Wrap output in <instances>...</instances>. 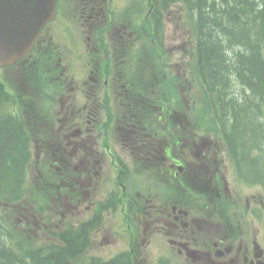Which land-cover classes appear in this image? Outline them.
I'll return each mask as SVG.
<instances>
[{
	"label": "flooded vegetation",
	"instance_id": "obj_1",
	"mask_svg": "<svg viewBox=\"0 0 264 264\" xmlns=\"http://www.w3.org/2000/svg\"><path fill=\"white\" fill-rule=\"evenodd\" d=\"M58 7L60 39L67 46H85L80 61L95 65L90 83L84 82L89 84L85 101H80L82 90L74 77L64 83L56 113L62 133L46 143L64 166L80 173L103 171L109 154L118 179L152 176L151 212L131 217L130 251L142 255L138 240L150 243L155 236L159 264L163 259L264 264V198L225 196L222 186L227 187L218 183L214 167L219 160L209 161L208 151H192L190 114L175 113L179 102L170 99L166 86L169 76H177L179 98L186 101L190 81L185 72L155 69L160 38L156 28L150 32L140 22L143 0H58ZM55 31L42 32L37 51H49ZM99 62L113 63L106 72ZM115 94L123 95L120 104L112 103ZM177 179L183 183L176 184Z\"/></svg>",
	"mask_w": 264,
	"mask_h": 264
},
{
	"label": "trees",
	"instance_id": "obj_2",
	"mask_svg": "<svg viewBox=\"0 0 264 264\" xmlns=\"http://www.w3.org/2000/svg\"><path fill=\"white\" fill-rule=\"evenodd\" d=\"M189 3L196 15V65L214 118L232 148L234 141L246 150L264 144V127L256 122V112H262L264 103V0ZM14 122V117L4 116L0 123V195L7 203L33 201L26 194L29 190L49 196L50 189L43 186L41 190L40 185L27 182L28 141ZM23 228L24 224L8 212L0 215V264H74L88 247L84 229L49 230L52 240L34 247L28 244L31 236L26 241L21 238ZM124 262L127 264L128 259L123 257L116 264ZM90 264H99V260Z\"/></svg>",
	"mask_w": 264,
	"mask_h": 264
},
{
	"label": "rangeland",
	"instance_id": "obj_3",
	"mask_svg": "<svg viewBox=\"0 0 264 264\" xmlns=\"http://www.w3.org/2000/svg\"><path fill=\"white\" fill-rule=\"evenodd\" d=\"M171 17L174 18V15L171 14ZM178 17V13L177 16ZM193 18L191 17V19L187 16V13L184 12L182 13V18L179 19V21L182 23V27L183 29L186 31V35L189 33V30H192L193 36L191 38V43L187 46V51H186V56L185 59L187 61V63H192L194 64V57H195V44H196V36H195V32H194V26H193V22H192ZM168 34V32H167ZM180 35V33H179ZM172 36H174V38H178V31L176 34H173L172 31H170V37L172 38ZM188 38V37H187ZM171 41H169L170 43ZM174 43H177V41H175ZM184 54L183 50L181 52H177L174 56V61L176 60V58H178L179 54ZM82 66V65H81ZM187 66L189 67V69H187V74L190 78H192V80L195 77L196 72H194L195 70L191 69L190 64H187ZM85 69V67H82L79 72H78V76H80V73ZM89 73H85V76H87ZM76 76V74H74ZM197 75V74H196ZM76 78H78L76 76ZM81 81V80H80ZM77 81V82H80ZM202 86L201 83L197 80V78H195L194 80V85H191V93H192V97L198 99L197 102L201 103V99H203V91H202ZM238 90H241V88L238 86ZM198 92V93H197ZM199 135H203L202 132H198ZM213 133L210 134H206L205 135V139H209L213 136ZM264 149V147H263ZM107 161V158H106ZM104 162V160H103ZM215 162V161H214ZM243 163V168H245L246 171H251L252 172H258L259 170H262L264 173V155L253 161V163H251L250 161H242ZM105 167L108 168V165H106L105 163ZM214 167L218 168L217 163L214 165ZM249 173V172H248ZM31 176L30 174H27V182L30 180ZM226 178L228 180V184L229 187L232 188L233 191L241 189V192H244L245 194H249V197H251L252 195H258L259 190L257 187H254V185H250L251 182L249 181V184H246L244 187L240 186V183L238 182V180L234 179V177L231 174H227ZM122 222V219L119 217V221L115 224H111L108 222V218H106L102 228L96 233V236L98 239H96L95 236V232L96 230L93 231V239L97 240L98 244L93 250L90 251L89 255H97V256H102L104 258H111L112 256H114L117 252L121 251L124 247L127 246V242L126 239L122 240L120 236H118L117 234H119L120 232H123L122 228L120 227V224ZM47 230V229H46ZM43 231V228H38V224H35L33 221H31V226H30V231H25L23 234H21V238L23 239V241H26L27 237L31 236V239L29 241V245L30 246H34V247H38L41 245H46L47 242L49 241V236L50 234L48 233V237L45 235V231ZM111 231V233H110ZM95 244V245H96ZM94 245V246H95ZM149 260L151 261V259H153L154 262V255H149ZM78 264H85V261H81Z\"/></svg>",
	"mask_w": 264,
	"mask_h": 264
},
{
	"label": "water",
	"instance_id": "obj_4",
	"mask_svg": "<svg viewBox=\"0 0 264 264\" xmlns=\"http://www.w3.org/2000/svg\"><path fill=\"white\" fill-rule=\"evenodd\" d=\"M55 0H0V62L22 51L25 35L48 18ZM8 53V54H7Z\"/></svg>",
	"mask_w": 264,
	"mask_h": 264
},
{
	"label": "bare ground",
	"instance_id": "obj_5",
	"mask_svg": "<svg viewBox=\"0 0 264 264\" xmlns=\"http://www.w3.org/2000/svg\"><path fill=\"white\" fill-rule=\"evenodd\" d=\"M233 86V85H232Z\"/></svg>",
	"mask_w": 264,
	"mask_h": 264
}]
</instances>
